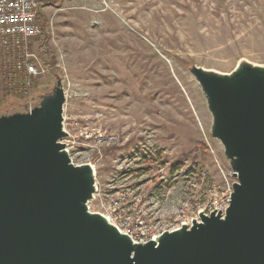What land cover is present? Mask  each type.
Masks as SVG:
<instances>
[{
  "label": "rangeland",
  "instance_id": "rangeland-1",
  "mask_svg": "<svg viewBox=\"0 0 264 264\" xmlns=\"http://www.w3.org/2000/svg\"><path fill=\"white\" fill-rule=\"evenodd\" d=\"M105 1H93L98 12L44 6L55 69L17 94L4 75L13 58L0 57V114L38 105L60 76L68 144L77 162L87 156L95 167L91 212L118 200L177 227L224 187L217 162L230 168L188 68L264 65V0Z\"/></svg>",
  "mask_w": 264,
  "mask_h": 264
},
{
  "label": "water",
  "instance_id": "water-1",
  "mask_svg": "<svg viewBox=\"0 0 264 264\" xmlns=\"http://www.w3.org/2000/svg\"><path fill=\"white\" fill-rule=\"evenodd\" d=\"M237 181L225 214L134 242L88 202L95 170L75 165L62 140L60 76L32 109L0 114V264H264V65L230 73L192 65Z\"/></svg>",
  "mask_w": 264,
  "mask_h": 264
},
{
  "label": "built area",
  "instance_id": "built-area-1",
  "mask_svg": "<svg viewBox=\"0 0 264 264\" xmlns=\"http://www.w3.org/2000/svg\"><path fill=\"white\" fill-rule=\"evenodd\" d=\"M94 1L101 2V0ZM42 2L43 0H0V57L3 56L8 60L13 58V65L10 68H4V75L8 88L13 89L17 94H29L33 81L41 79L51 70L43 64L38 51L33 48V43L39 41L43 33L37 21ZM103 5L109 6L105 0ZM34 106L32 103L26 104L27 109H32ZM64 129L67 131L65 122ZM68 134L71 135L70 132ZM67 139L68 137L64 138L62 142L66 144V150L72 162L75 165L85 163L92 165L91 159L87 156L82 162L75 160ZM217 163L225 178L224 187L210 194L209 204L192 213L188 218L182 219L177 227L163 228L158 222L140 215L136 208L126 211V202L122 204V201L118 200L113 202L109 209H104L101 214L121 233L127 234L136 243L154 240L163 232L175 230L183 224L191 227L194 220L201 221L200 213L210 215L213 212H221L224 215L230 205L233 184L237 178L233 175L231 168L225 171L220 163ZM90 203L91 200L88 202L89 211H91Z\"/></svg>",
  "mask_w": 264,
  "mask_h": 264
},
{
  "label": "trees",
  "instance_id": "trees-1",
  "mask_svg": "<svg viewBox=\"0 0 264 264\" xmlns=\"http://www.w3.org/2000/svg\"><path fill=\"white\" fill-rule=\"evenodd\" d=\"M37 21L43 32L39 39L38 55L41 61L44 63V65L50 67L51 70H54L55 64L51 62L53 59V51L52 48L48 45L49 37H50V33L47 30L48 21L42 9H40L38 13ZM3 114H9V113H3ZM199 146L204 151L209 150L204 144L203 145L200 144Z\"/></svg>",
  "mask_w": 264,
  "mask_h": 264
},
{
  "label": "crops",
  "instance_id": "crops-1",
  "mask_svg": "<svg viewBox=\"0 0 264 264\" xmlns=\"http://www.w3.org/2000/svg\"><path fill=\"white\" fill-rule=\"evenodd\" d=\"M93 1L94 0H43L41 4V8L43 10L45 5H47L46 7H48L49 5H54V6H58L59 9L85 8L94 12H98L99 10H97L96 6L93 5ZM34 47L35 46H33V48ZM1 71H3V68L1 69Z\"/></svg>",
  "mask_w": 264,
  "mask_h": 264
}]
</instances>
